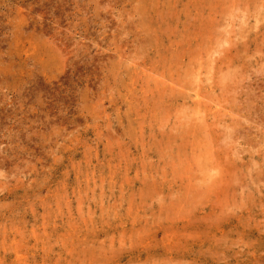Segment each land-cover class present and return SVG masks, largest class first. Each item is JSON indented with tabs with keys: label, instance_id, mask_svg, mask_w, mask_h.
<instances>
[{
	"label": "rangeland",
	"instance_id": "1",
	"mask_svg": "<svg viewBox=\"0 0 264 264\" xmlns=\"http://www.w3.org/2000/svg\"><path fill=\"white\" fill-rule=\"evenodd\" d=\"M0 264H264V0H0Z\"/></svg>",
	"mask_w": 264,
	"mask_h": 264
},
{
	"label": "bare ground",
	"instance_id": "2",
	"mask_svg": "<svg viewBox=\"0 0 264 264\" xmlns=\"http://www.w3.org/2000/svg\"><path fill=\"white\" fill-rule=\"evenodd\" d=\"M217 100V99H216ZM207 104V103H206ZM213 116V115H212Z\"/></svg>",
	"mask_w": 264,
	"mask_h": 264
}]
</instances>
